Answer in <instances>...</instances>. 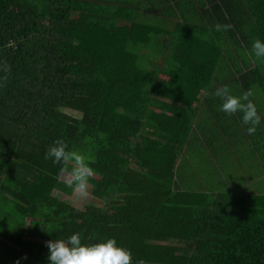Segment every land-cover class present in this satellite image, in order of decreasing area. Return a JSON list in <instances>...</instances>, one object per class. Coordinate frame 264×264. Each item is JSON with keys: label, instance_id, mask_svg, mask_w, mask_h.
<instances>
[{"label": "trees", "instance_id": "1", "mask_svg": "<svg viewBox=\"0 0 264 264\" xmlns=\"http://www.w3.org/2000/svg\"><path fill=\"white\" fill-rule=\"evenodd\" d=\"M153 2L0 0V264H49L46 242L74 233L86 245L114 238L133 264H264V195L176 184L217 48L237 40L238 80L264 90V63L246 49L264 41V0H198L201 21L170 31L143 22L185 2ZM58 139L91 158L88 192L101 204L70 202L45 159Z\"/></svg>", "mask_w": 264, "mask_h": 264}, {"label": "rangeland", "instance_id": "2", "mask_svg": "<svg viewBox=\"0 0 264 264\" xmlns=\"http://www.w3.org/2000/svg\"><path fill=\"white\" fill-rule=\"evenodd\" d=\"M140 1H142L141 6L146 5V9L152 7V5L147 3V0ZM160 1L162 0H154L152 4L158 5ZM156 10H158V8H156ZM139 11L135 10L136 13L143 12V17L144 15H148L144 9H139ZM179 11L180 10L176 8L170 14L163 15L162 17L167 16V18L170 19L164 23L160 17L154 15H152L153 18L150 17L148 21L143 23L150 25L156 23V26L159 25L161 28H166L169 31L173 30V28L177 27L179 24L183 25L186 22V24H196V21L193 23L187 21L186 15L184 13L181 14V11ZM236 41L237 40L232 39L229 41V48H225L227 50L225 51V55L227 58H240L244 60V57H246L245 49L243 46H238ZM251 45L252 43L250 41L246 45V49L249 48V52ZM251 57H253V55H251ZM252 91L254 95L251 99L258 110L261 112L263 111L261 117L264 122V90L262 87L255 85ZM63 111L76 117L82 116L81 113L76 111L68 109H64ZM205 113L207 114V112ZM218 123L221 125L220 122ZM219 125H215L214 128H219ZM226 129V127L221 125L220 131L223 132L221 133L223 135H220L224 138L223 152L216 153L212 150L214 145L211 144L213 139H211L210 134L203 131L198 125L197 130L194 131L192 143L187 148L185 154L183 152V162L176 171L177 186L183 191L194 190L195 192L202 193L216 192L223 194L264 195V167H259L264 165V141L259 140V142L254 143L255 138L252 139V136L250 138L251 144H238L237 140L239 141L241 139L239 134L244 135V132L239 131L235 125L231 126V130L229 131ZM244 129L246 130V126H244ZM197 135H200L201 139ZM195 138L199 139L200 142H197ZM244 139L246 138L244 137ZM202 141L206 148L202 145ZM215 161L217 165L214 164ZM93 177H97V175L95 174ZM62 179L67 182L66 177L63 176ZM212 179H215L214 184H212ZM217 183H221V185L216 187ZM216 188L217 190H215ZM69 200L73 203L75 208L80 209H84L85 205L91 202L96 204L101 202L89 192L86 198L81 199L73 194L69 197Z\"/></svg>", "mask_w": 264, "mask_h": 264}, {"label": "clouds", "instance_id": "3", "mask_svg": "<svg viewBox=\"0 0 264 264\" xmlns=\"http://www.w3.org/2000/svg\"><path fill=\"white\" fill-rule=\"evenodd\" d=\"M231 28V24L215 25L217 32H226ZM250 55L264 63V41L254 39ZM2 69L5 73L10 72V66L6 63ZM211 95L221 101V112L228 116L241 115V123L246 126L248 135L256 133L261 124V117L251 99L254 95L251 89L240 96H235L225 85L217 87ZM45 159H51L59 166L60 174L66 177L67 186L75 196L81 199L87 197L88 182L95 175L93 168L90 167L91 158L88 155L80 150H69L68 145L62 139H58L47 150ZM46 247L49 252L47 256L49 264H133L131 251L118 246L114 238L86 245L81 242V234L74 233L67 239L47 241ZM138 264H145V261L140 260Z\"/></svg>", "mask_w": 264, "mask_h": 264}, {"label": "crops", "instance_id": "4", "mask_svg": "<svg viewBox=\"0 0 264 264\" xmlns=\"http://www.w3.org/2000/svg\"><path fill=\"white\" fill-rule=\"evenodd\" d=\"M181 1L185 2L186 6H183L182 9H179V10L181 11V14L184 13L186 15V17H187L186 20L191 21L192 23L195 20H196V22L201 21V19L199 17V12L201 10H199V5L197 4L198 0H181ZM174 5H175L174 2L171 1V3H169L167 5V8L170 9V7L171 6L174 7ZM210 6H211V4L209 2H206L205 8H210ZM161 10L162 9L160 7L158 8V10L155 9V13H152V15H154L156 17H160L162 19L163 23L165 21H169L170 19L167 18V16L162 17L163 14H162ZM142 13L143 12H141V14ZM165 15H168V13H165ZM166 30H168V29H166ZM165 38H166V36L164 38H160V40L158 39L157 42L163 41ZM217 50H218V52H217L218 56H220L219 67L216 69V72L214 74V81L212 83V86L206 92L203 93L204 98L201 99V103L199 105L195 106L194 115H193L194 125H193V129L191 131L189 140L185 146L184 154H185L187 148L190 146V144L193 141L194 131L197 130L198 125L200 126V128L203 131L210 134L211 139H213V142H211V144L214 145L212 150H213V152H216V153L223 152V140H224V138L221 136V135H223V134H221L223 132L220 131L221 125H223V127H226L227 131L231 130V126L235 125L236 128L239 129V131L244 132V135L239 134L241 139L239 141L237 140L238 144H246V145L251 144L250 138L252 136H253L252 139L255 138L254 143L259 142V140L264 141V122H263V119L261 117L263 111L262 112L259 111L258 108L256 107L258 114L261 117V124L257 128L256 133L254 135L250 136L247 134V131L244 129V125L241 123V115L235 114L233 116H228L225 113L221 112L220 111L221 101L218 98H215L213 95H211V93L214 92V90L217 87H221V86H225V85H227L229 87V89L231 90V93L235 96H240L243 92L249 90V88L243 87L242 83L238 80L239 76L242 75L246 71V65L244 63V60L240 59V58L239 59L227 58L225 55V51H227V50L224 48L223 49L220 48V50L217 48ZM167 54H169V53L164 52V54H161V56H165ZM164 59H166V58H161V61L159 59L160 63H162V60H164ZM235 64L237 65V67H234ZM230 66L232 68H230ZM237 70H239L241 72H237ZM252 88H250V89L252 90ZM205 112H207V114ZM218 122H220L221 125H219ZM215 125H219V128H217V129L214 128ZM239 131H236V132H239ZM197 136L201 139L200 135H197ZM244 137L246 139H244ZM195 139L197 142H200L199 139H197V138H195ZM202 145L205 147V144L203 141H202ZM211 148H212V146H211ZM182 162H183V157L180 159V161L178 163L177 170L179 169ZM214 164L217 165L216 161L214 162ZM257 165L259 166L258 162H257ZM259 167H264V165L259 166ZM214 182H215V179L214 180L212 179V184H214ZM207 183H209V182H207ZM220 185H221V183L220 184L217 183L216 187L220 186ZM215 190H217V188ZM191 191H194V190H191ZM214 193H216V192H214ZM221 194H223V193H221ZM231 194H234V193H231Z\"/></svg>", "mask_w": 264, "mask_h": 264}]
</instances>
